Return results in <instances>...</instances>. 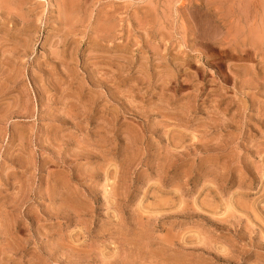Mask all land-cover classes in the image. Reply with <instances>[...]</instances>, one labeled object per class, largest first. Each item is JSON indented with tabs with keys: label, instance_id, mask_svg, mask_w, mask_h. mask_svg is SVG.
<instances>
[{
	"label": "rangeland",
	"instance_id": "rangeland-1",
	"mask_svg": "<svg viewBox=\"0 0 264 264\" xmlns=\"http://www.w3.org/2000/svg\"><path fill=\"white\" fill-rule=\"evenodd\" d=\"M0 264H264V0H0Z\"/></svg>",
	"mask_w": 264,
	"mask_h": 264
}]
</instances>
